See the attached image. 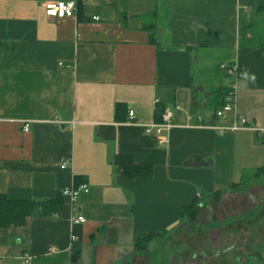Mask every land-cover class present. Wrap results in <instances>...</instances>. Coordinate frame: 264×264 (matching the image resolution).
Here are the masks:
<instances>
[{"label":"crops","instance_id":"0c3cea01","mask_svg":"<svg viewBox=\"0 0 264 264\" xmlns=\"http://www.w3.org/2000/svg\"><path fill=\"white\" fill-rule=\"evenodd\" d=\"M49 2L74 16L47 17ZM232 65L249 129L198 126L232 125L215 119ZM167 109L161 144L146 129ZM123 157L150 175H125ZM262 169L264 0H0V195L36 205L0 225V264H132L139 240Z\"/></svg>","mask_w":264,"mask_h":264},{"label":"rangeland","instance_id":"374dc122","mask_svg":"<svg viewBox=\"0 0 264 264\" xmlns=\"http://www.w3.org/2000/svg\"><path fill=\"white\" fill-rule=\"evenodd\" d=\"M132 264H264V175H246L189 214Z\"/></svg>","mask_w":264,"mask_h":264},{"label":"built area","instance_id":"2783aa9c","mask_svg":"<svg viewBox=\"0 0 264 264\" xmlns=\"http://www.w3.org/2000/svg\"><path fill=\"white\" fill-rule=\"evenodd\" d=\"M76 3L75 2H49L45 4L46 15L49 18H58L62 19L65 17H73L75 14ZM98 20V17L94 18ZM227 71L228 75L232 78L233 82L230 85L226 100L221 108H219L215 112V119L217 122L219 120H232L231 126H218V125H208L205 124L203 117H198V126L207 127L213 130H217L221 133L226 131L236 132L240 130H248L247 122L244 119L239 118L236 110H235V93L237 90V83L241 79H246L248 74L245 71H242L241 68L237 65H232L228 67H224ZM179 109V107H178ZM130 120L134 118L133 111L129 113ZM173 120V112L169 109L165 110L161 115V121L159 123L153 124L146 129V133L148 135L154 134L155 136L160 138V143L162 144L165 139L163 135L168 132L172 126ZM29 125H25L24 130L28 131ZM62 169L67 168V163L62 165ZM88 186L86 184H82L80 187L69 186L65 188L62 192V195L69 200L70 203L74 204L80 197L83 192L87 191ZM72 223L74 225H81L85 223V218L79 214H73ZM29 259H27V262Z\"/></svg>","mask_w":264,"mask_h":264},{"label":"trees","instance_id":"16d2710c","mask_svg":"<svg viewBox=\"0 0 264 264\" xmlns=\"http://www.w3.org/2000/svg\"><path fill=\"white\" fill-rule=\"evenodd\" d=\"M223 106V105H222ZM161 121V116L159 119V122ZM116 163L123 171L125 175H128L130 177H138V176H148L150 175V170H146L143 167H137L131 159L127 158H117ZM255 175H264V169L256 173ZM219 194L216 193L215 196ZM214 196V197H215ZM197 206H200V204L196 203L194 204L187 212L188 214H191L193 209H197ZM36 207L35 204H32L31 202H13L8 200L5 196L0 195V225L2 227H7L10 225H21L24 223L26 217L30 216L34 213V208ZM147 241L139 240L137 243L136 249L139 250V247L143 243H146Z\"/></svg>","mask_w":264,"mask_h":264},{"label":"water","instance_id":"95a60500","mask_svg":"<svg viewBox=\"0 0 264 264\" xmlns=\"http://www.w3.org/2000/svg\"><path fill=\"white\" fill-rule=\"evenodd\" d=\"M203 166H204V164H203Z\"/></svg>","mask_w":264,"mask_h":264}]
</instances>
